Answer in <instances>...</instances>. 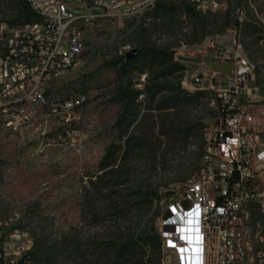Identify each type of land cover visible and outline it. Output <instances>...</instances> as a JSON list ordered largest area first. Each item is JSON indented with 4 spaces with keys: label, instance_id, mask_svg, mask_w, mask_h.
Returning <instances> with one entry per match:
<instances>
[{
    "label": "rangeland",
    "instance_id": "rangeland-1",
    "mask_svg": "<svg viewBox=\"0 0 264 264\" xmlns=\"http://www.w3.org/2000/svg\"><path fill=\"white\" fill-rule=\"evenodd\" d=\"M220 1L212 13L163 0L139 18L99 19L83 32L78 62L49 86L50 102L79 96V107L38 108L14 133L0 112V221L31 234L32 259L161 264L160 249L150 251L144 240L158 236L165 195L196 172L201 131L217 116L214 93L196 89L190 74L204 64L231 75L232 63L215 51L232 37L254 66L249 111L264 142V0ZM14 2L0 0V9L11 12L6 3ZM68 3L81 9V0ZM126 45L151 51L125 65L117 50ZM197 90L203 93L193 97ZM178 92L190 99L168 103ZM128 243L131 255H117Z\"/></svg>",
    "mask_w": 264,
    "mask_h": 264
},
{
    "label": "built area",
    "instance_id": "built-area-1",
    "mask_svg": "<svg viewBox=\"0 0 264 264\" xmlns=\"http://www.w3.org/2000/svg\"><path fill=\"white\" fill-rule=\"evenodd\" d=\"M25 1L37 19L10 25L0 14V112L10 133L26 127L38 108L70 113L81 105L79 96L50 102L48 91L78 62L84 30L106 17L139 18L158 0H81L79 10L68 0ZM185 2L200 14L222 6L220 0ZM229 39L215 58L232 63L231 75L204 64L190 74L196 89L214 93L217 116L201 131L196 172L163 199L161 264H264V142L249 111L255 94L246 86L254 66L239 41ZM32 249L27 230L0 221V264H48L32 259Z\"/></svg>",
    "mask_w": 264,
    "mask_h": 264
},
{
    "label": "trees",
    "instance_id": "trees-1",
    "mask_svg": "<svg viewBox=\"0 0 264 264\" xmlns=\"http://www.w3.org/2000/svg\"><path fill=\"white\" fill-rule=\"evenodd\" d=\"M163 0H158L155 4V6L152 8V9H159L162 7V2ZM3 6H5L4 4H2ZM9 5L11 8H9ZM2 6V7H3ZM6 9L7 11L11 9V12H3L1 9H0V14H1V17L4 18V20L6 22H8L10 25H13V24H19V23H23V22H26V21H31V20H35L37 19V17L33 14V12L30 10L29 6L27 5L26 1L25 0H16V2L14 3H6ZM186 8L191 11V12H195L191 7L189 6H186ZM151 9V10H152ZM150 11V10H149ZM151 49L149 48H137V54L135 56H140L142 54H146L148 52H150ZM123 58H125V56H123ZM131 60V59H130ZM130 60H125L124 64L125 65H128L130 63ZM172 65L174 66L175 69H179V64L175 61H172ZM138 92V90H137ZM203 92L201 90H197L193 97L194 96H197V95H200L202 94ZM180 94V92H178L177 94H173L169 99H168V103L169 101H172L173 103H177L178 101H183V102H186L188 101L189 99L185 98L184 96L182 98H178V95ZM152 97H154V92L152 93ZM125 99V98H124ZM123 107V105H122ZM124 110H127V107H125ZM144 243L147 244L149 246V250L150 251H154L155 249H160V240H159V236H157V234H155L153 236V238L150 240V239H147V240H144ZM134 247V245L128 243L127 244H124V245H121L120 247H118L117 249V255L119 256H122V255H125V254H128V255H131L132 251L131 249H129L128 247ZM134 264H140L139 262H135ZM150 264V263H149ZM157 264H159L157 262Z\"/></svg>",
    "mask_w": 264,
    "mask_h": 264
},
{
    "label": "water",
    "instance_id": "water-1",
    "mask_svg": "<svg viewBox=\"0 0 264 264\" xmlns=\"http://www.w3.org/2000/svg\"><path fill=\"white\" fill-rule=\"evenodd\" d=\"M137 54V49H130L125 54V60L132 59Z\"/></svg>",
    "mask_w": 264,
    "mask_h": 264
},
{
    "label": "crops",
    "instance_id": "crops-1",
    "mask_svg": "<svg viewBox=\"0 0 264 264\" xmlns=\"http://www.w3.org/2000/svg\"><path fill=\"white\" fill-rule=\"evenodd\" d=\"M222 2V5H224L225 3H224V1H221ZM218 72V71H217Z\"/></svg>",
    "mask_w": 264,
    "mask_h": 264
}]
</instances>
